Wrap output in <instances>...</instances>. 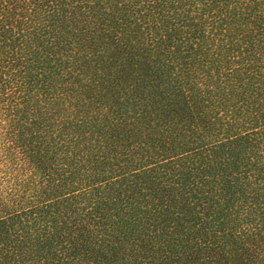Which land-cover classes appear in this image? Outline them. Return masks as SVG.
Here are the masks:
<instances>
[{
    "label": "trees",
    "instance_id": "obj_1",
    "mask_svg": "<svg viewBox=\"0 0 264 264\" xmlns=\"http://www.w3.org/2000/svg\"><path fill=\"white\" fill-rule=\"evenodd\" d=\"M0 264H264V0H0Z\"/></svg>",
    "mask_w": 264,
    "mask_h": 264
}]
</instances>
